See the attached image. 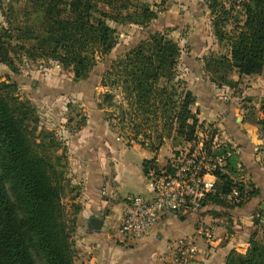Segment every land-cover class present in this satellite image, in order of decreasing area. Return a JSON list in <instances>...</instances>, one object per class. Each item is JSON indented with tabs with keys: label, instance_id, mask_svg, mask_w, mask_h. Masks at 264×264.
<instances>
[{
	"label": "trees",
	"instance_id": "trees-1",
	"mask_svg": "<svg viewBox=\"0 0 264 264\" xmlns=\"http://www.w3.org/2000/svg\"><path fill=\"white\" fill-rule=\"evenodd\" d=\"M21 1L31 7L24 15L35 17L0 24V63L15 69L12 54L52 60L72 68L75 81L86 78L116 45L117 32L108 19L147 26L160 12L137 0ZM208 8L214 35L228 44L230 54L229 58L223 54L205 58L209 79L233 87L235 82L228 76L234 69L240 75H264V0H208ZM179 54V46L165 32H152L102 75L103 86L124 95L127 108L121 109L134 108L135 118L140 117L137 124L132 123L128 143L159 150L161 134L155 141L146 134L157 130L159 108L165 119L176 123V136L192 138L197 122L191 111L194 95L188 90L179 92L180 80L172 83ZM160 79H164L161 87ZM14 91V84L0 77V264H76L72 228L62 201L67 188L75 190L64 176V151L56 153L62 146L55 133L38 126L35 107ZM104 97L112 99L113 95L107 92ZM260 111L257 123L264 134V100ZM216 153L228 155L227 170L215 172L211 199L223 202L233 188L242 197L244 184L230 177L237 172L232 149L225 145ZM142 165L145 174L160 168L155 159L144 160ZM224 264H264V238L253 233L247 250H232Z\"/></svg>",
	"mask_w": 264,
	"mask_h": 264
},
{
	"label": "crops",
	"instance_id": "crops-1",
	"mask_svg": "<svg viewBox=\"0 0 264 264\" xmlns=\"http://www.w3.org/2000/svg\"><path fill=\"white\" fill-rule=\"evenodd\" d=\"M163 3V10L149 23L153 27L150 32L203 34L201 39L189 40L180 49L181 61L186 64L182 79L196 96L192 113L213 125V151L226 145L236 156L237 172L228 174L234 181L242 182L245 190L239 202L232 200L231 194L223 202L210 195L196 213H165L149 235L137 243L124 244L116 228L127 198L133 194L150 195V181L142 162L155 159L158 168L162 167L165 151L162 146L152 151L137 142L129 144L122 138L106 136L107 124L87 122L66 142L68 171L75 187L68 202L78 207L73 245L76 264H163L174 241L187 235H195L199 248L191 264H224L232 250H247L253 233L258 239L264 238V225L260 223V216L264 215V134L257 123L262 118L264 75H240L234 69L228 76L235 82L233 87L212 82L203 69L205 58L210 54L229 58L230 54L228 44L219 42L214 35L208 0ZM241 100L244 101L239 104ZM92 217L102 220L100 228L90 224ZM209 225L213 226L210 241L198 232L201 226Z\"/></svg>",
	"mask_w": 264,
	"mask_h": 264
},
{
	"label": "rangeland",
	"instance_id": "rangeland-1",
	"mask_svg": "<svg viewBox=\"0 0 264 264\" xmlns=\"http://www.w3.org/2000/svg\"><path fill=\"white\" fill-rule=\"evenodd\" d=\"M137 1L147 2L154 10H159L160 12L163 10L164 4H166L163 3V1L167 2V0ZM30 11L31 7L26 6L25 1L0 0V24L7 26L8 24L6 21H14L15 24L16 22L21 23L24 20V16H28L24 15V13ZM28 17L32 20L35 15ZM108 23L117 32V43L107 56L98 60L88 76L82 80L75 81L73 79L72 68H63L55 61L43 60L39 57L29 58L25 55L16 56L12 54L11 56L14 58L15 62V69L0 63L1 80L10 84L13 83L15 86L14 93L21 100H26L35 107V112L38 116V126L40 128L51 130L55 133L57 140L60 142V147L62 146L56 153L60 155L62 151H64L63 154L65 155V159H63V161L66 164L64 176L69 180L70 184V179L73 175H70L68 171L69 144L66 142L71 136L81 130V126L85 125L87 122L93 124L92 121L105 123L107 124L105 126H107L106 130L108 132L106 136L119 137L128 143L133 136V130L131 129L132 123L135 122L134 124H137L140 120V117L135 118L134 108H129L128 111L126 109H121V106L127 108V101L124 95L118 89L110 90L106 86H103L101 84V77L106 70H109L110 66L118 59L122 58L129 49L135 47L141 40L146 39L147 36L152 33L150 30H152L153 27L150 28L149 24L147 26H138L120 23L111 19H108ZM195 27H198V25H195ZM160 32H165L169 38L177 43L180 49H182V47L184 48V45H186L189 40L197 41L203 37L202 33H176L174 31L169 33L166 30H161ZM181 60L180 52L175 67L176 76L172 83L177 84V81L180 80L181 83L178 84L179 92H182L181 90L191 91L187 88V82L182 79L184 78L182 71H184V65L186 64ZM203 69L205 72L207 71L205 64L203 65ZM163 83L164 79H160L158 86L161 87ZM238 90L237 92L241 94L242 88ZM107 92L113 95L112 99H106L104 97V94ZM191 93L193 94L192 91ZM194 98H196L195 95ZM243 101L244 100H241L239 104ZM255 103H258V101L256 100ZM249 104L248 106H253L251 102ZM156 113L158 117V120L155 122V125L158 126L157 130L145 132L147 135L150 134L154 141L157 140V135L161 134L159 137L163 138L161 146L165 151H163L165 156V167L168 168L177 150L193 142L192 140L199 136L204 126L213 129V125L210 122L206 123V121H200V119L195 116V113H193L197 121L193 136L190 140H185L181 135L180 137L176 136V123L172 122L171 124L165 119L161 108H159ZM253 115L252 113V116ZM161 125H163L162 128ZM93 132L94 129L91 128L90 133ZM175 136L177 139H174ZM69 189L70 188H67L65 190L62 201L69 222L68 224L72 228L71 239L74 245V237L78 227L76 217L77 211L75 212L74 206H71L68 202L71 194ZM116 233H118L117 228Z\"/></svg>",
	"mask_w": 264,
	"mask_h": 264
},
{
	"label": "built area",
	"instance_id": "built-area-1",
	"mask_svg": "<svg viewBox=\"0 0 264 264\" xmlns=\"http://www.w3.org/2000/svg\"><path fill=\"white\" fill-rule=\"evenodd\" d=\"M213 129L204 126L199 136L177 150L169 168L150 169L146 177L150 181V195H130L119 220L117 230L120 242L134 244L150 234L165 213H196L215 192L216 171L227 168V154H214ZM232 200L239 202L238 190L232 189ZM264 225V215L260 216ZM207 240L213 239V226H201L198 230ZM199 248L195 235L177 238L170 246L163 264H191Z\"/></svg>",
	"mask_w": 264,
	"mask_h": 264
},
{
	"label": "water",
	"instance_id": "water-1",
	"mask_svg": "<svg viewBox=\"0 0 264 264\" xmlns=\"http://www.w3.org/2000/svg\"><path fill=\"white\" fill-rule=\"evenodd\" d=\"M261 208L264 210V202L261 204ZM90 224L94 228H100V226L102 224V220L97 218V217H92L91 220H90Z\"/></svg>",
	"mask_w": 264,
	"mask_h": 264
}]
</instances>
